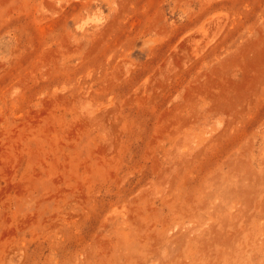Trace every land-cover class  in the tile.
<instances>
[{
	"label": "rangeland",
	"instance_id": "obj_1",
	"mask_svg": "<svg viewBox=\"0 0 264 264\" xmlns=\"http://www.w3.org/2000/svg\"><path fill=\"white\" fill-rule=\"evenodd\" d=\"M0 264H264V0H0Z\"/></svg>",
	"mask_w": 264,
	"mask_h": 264
}]
</instances>
